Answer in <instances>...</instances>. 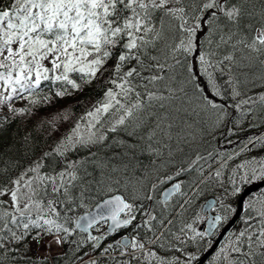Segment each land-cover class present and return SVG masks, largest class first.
<instances>
[{
  "label": "snow or ice",
  "instance_id": "snow-or-ice-1",
  "mask_svg": "<svg viewBox=\"0 0 264 264\" xmlns=\"http://www.w3.org/2000/svg\"><path fill=\"white\" fill-rule=\"evenodd\" d=\"M94 86L79 118L56 107ZM17 122L47 140L0 150V264H264V189L242 199L264 183V0H0ZM217 133L235 150L205 154ZM209 185L219 207L189 215ZM45 237L62 251L30 255Z\"/></svg>",
  "mask_w": 264,
  "mask_h": 264
},
{
  "label": "trees",
  "instance_id": "trees-1",
  "mask_svg": "<svg viewBox=\"0 0 264 264\" xmlns=\"http://www.w3.org/2000/svg\"><path fill=\"white\" fill-rule=\"evenodd\" d=\"M98 92H99V88L94 86L93 88L88 89L85 93L81 94L79 97H75V98H72L71 100H65V101L59 102V104H57L56 107L63 108L65 106L71 105L72 118L73 120H75L79 118L85 110L84 104L83 103L76 104L75 100L76 99L87 100L89 98H92V99L98 98L97 96ZM48 111H54V109H48ZM65 127H68V125H65ZM249 134H250L249 132L244 131V132H241L239 136H232L231 139L233 141H237L240 137L247 136ZM25 136H31L32 140L29 143L35 142V144L38 146L39 149H43L45 147V140H47V135L42 131V129H40L39 127H36L35 124H33L32 126H29L23 122H17V123H14L8 126L5 130L0 131V150H2V153L5 155L7 154L16 155L17 153H19V155L21 156L30 155V152L29 153L25 152V149L28 147V145L25 144V139H24ZM225 149L234 151L235 145L234 144L229 145L227 141L224 139V137L220 136V134L217 133V138L206 143L205 148L202 149V151H205V154L208 151L213 152L215 154L217 151H224ZM253 154H255V150ZM194 176L195 174H193V176L185 175V176L180 177V179L183 180L185 185H188L189 181L193 179ZM219 194L220 193L214 186L209 185L205 187L203 191L199 193V195L195 196V199L193 201V205H192V208L190 209L189 215H193L194 212L196 211L200 213L201 206L206 200L210 198H214L216 200L215 207L218 208L219 204H218L216 197ZM186 198L187 197H185V199ZM235 202L236 201H234V206H236ZM169 203L171 204V201H169ZM82 214H84L83 211L81 212V215ZM242 215H243V212H242ZM240 223L241 222L239 219L235 229L240 226ZM104 229H105V225H103L100 228L99 233L93 230L94 235L103 233ZM122 235L123 233L121 231L117 232L114 236L110 237L108 242H112L113 240L120 239ZM47 238H50V237H45L44 240H46ZM37 251L38 249L36 248L35 244L32 245V252L30 253V255L39 256L37 254ZM60 251H62V249ZM52 256H56V255H52ZM210 260L211 258L207 260L206 264H209Z\"/></svg>",
  "mask_w": 264,
  "mask_h": 264
},
{
  "label": "water",
  "instance_id": "water-1",
  "mask_svg": "<svg viewBox=\"0 0 264 264\" xmlns=\"http://www.w3.org/2000/svg\"><path fill=\"white\" fill-rule=\"evenodd\" d=\"M263 187H264V183H261V182H258V183H256V184H253V185H251L250 187H248V188L244 191V193L242 194V199H243V201H245L248 197H250L251 195L255 194V193L258 192L259 190H261ZM208 204H213L214 207H215V205H216V201H215L214 199H209V200H207V201L203 204V206H202V214H203V215H204L203 207H204V206H207ZM240 206H241V201L238 200L237 205H236V207H237L238 210H239ZM92 211H95V209L93 208ZM84 214H85V213H84ZM82 215H83V214H82ZM207 215H208V216H212V215H214L213 212H212V209H209V210L207 211ZM240 215H242V212L240 213ZM238 221H239V216L233 217L231 223H229V224H227V225L225 226L226 229H227V231H232V230H234L235 227L237 226ZM205 226L207 227V224H206ZM106 229H107V228H106ZM203 256H204L203 264H205L206 261L212 256V250H209L208 252L204 253Z\"/></svg>",
  "mask_w": 264,
  "mask_h": 264
},
{
  "label": "rangeland",
  "instance_id": "rangeland-1",
  "mask_svg": "<svg viewBox=\"0 0 264 264\" xmlns=\"http://www.w3.org/2000/svg\"><path fill=\"white\" fill-rule=\"evenodd\" d=\"M235 204H237V200H236ZM105 231H106V226H105L104 232ZM49 242H52V249L53 250H52L51 255H56L58 252H60L61 249L56 247L55 242L52 239L51 240L50 239L43 240V242L41 243L39 248H37V245L35 243H33L32 245L35 244L36 248L38 249L37 254L39 256H48L49 254L47 252V245Z\"/></svg>",
  "mask_w": 264,
  "mask_h": 264
},
{
  "label": "flooded vegetation",
  "instance_id": "flooded-vegetation-1",
  "mask_svg": "<svg viewBox=\"0 0 264 264\" xmlns=\"http://www.w3.org/2000/svg\"><path fill=\"white\" fill-rule=\"evenodd\" d=\"M168 186H170V185H168ZM168 186H166V187H168ZM193 192H194V190H192V192H190L189 195L191 196V195L193 194ZM158 195H161V196H162V192H161L160 194H158ZM186 199H187V198H186ZM204 203H205V202H204ZM204 203H203V204H204ZM202 206H203V205H202ZM202 206H201V209H200V210H201V212H200L201 214H202ZM195 213H198V212L196 211V212H194V214H195ZM202 215H203V214H202ZM205 225H206V223H203V224L199 225V227H201V228H206ZM106 227H107V225H106ZM121 232L123 233L122 236L130 235V233H131V229H129V230H127V231H121ZM122 236H121V237H122ZM121 237H120V238H121ZM203 254H204V253H203ZM203 254H202V255H203ZM205 264H206V263H205Z\"/></svg>",
  "mask_w": 264,
  "mask_h": 264
},
{
  "label": "bare ground",
  "instance_id": "bare-ground-1",
  "mask_svg": "<svg viewBox=\"0 0 264 264\" xmlns=\"http://www.w3.org/2000/svg\"><path fill=\"white\" fill-rule=\"evenodd\" d=\"M257 183H258V182H257ZM250 186H251V185H250ZM250 186H248V187H250ZM248 187H246L245 190H246ZM262 189H264V187H263ZM259 191H260V190H259ZM193 193H194V192H193ZM256 193H257V192H256ZM256 193H255V194H256ZM255 194H253V195H251V196H254ZM251 196H250V197H251ZM248 198H249V197H248ZM248 198H247V199H248ZM210 199H214V198H210ZM247 199H246V200H247ZM208 200H209V199H208ZM214 200H215V199H214ZM246 200H245V201H246ZM206 201H207V200H206ZM206 201H205V202H206ZM215 201H216V200H215ZM237 202H238V200H237ZM236 205H237V204H236ZM212 212H213V210H212ZM213 214H215V213L213 212ZM105 226H106V225H105ZM106 228H107V227H106ZM92 234L94 235L93 230H92Z\"/></svg>",
  "mask_w": 264,
  "mask_h": 264
},
{
  "label": "built area",
  "instance_id": "built-area-1",
  "mask_svg": "<svg viewBox=\"0 0 264 264\" xmlns=\"http://www.w3.org/2000/svg\"><path fill=\"white\" fill-rule=\"evenodd\" d=\"M51 240V239H50ZM52 240H54L53 238H52Z\"/></svg>",
  "mask_w": 264,
  "mask_h": 264
}]
</instances>
